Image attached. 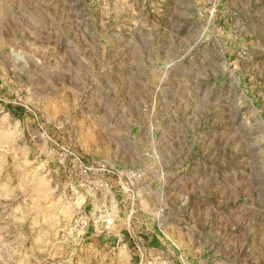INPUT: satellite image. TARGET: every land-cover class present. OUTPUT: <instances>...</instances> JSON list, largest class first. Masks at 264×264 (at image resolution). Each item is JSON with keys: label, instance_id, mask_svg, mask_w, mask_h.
Masks as SVG:
<instances>
[{"label": "rangeland", "instance_id": "rangeland-1", "mask_svg": "<svg viewBox=\"0 0 264 264\" xmlns=\"http://www.w3.org/2000/svg\"><path fill=\"white\" fill-rule=\"evenodd\" d=\"M0 264H264V0H0Z\"/></svg>", "mask_w": 264, "mask_h": 264}]
</instances>
